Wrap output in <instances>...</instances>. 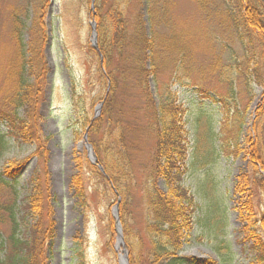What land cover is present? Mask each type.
<instances>
[{
  "label": "rangeland",
  "instance_id": "obj_1",
  "mask_svg": "<svg viewBox=\"0 0 264 264\" xmlns=\"http://www.w3.org/2000/svg\"><path fill=\"white\" fill-rule=\"evenodd\" d=\"M133 1V18L142 16L148 38L155 41V72L149 77L155 103L170 95L184 111L186 173L176 178L171 170L167 179L151 170L156 134L141 117L143 103L132 96L136 84L131 75L117 83L112 122L108 125L106 117L98 133L89 130L84 141L87 129L75 113L93 123L102 119L105 103L96 117L97 107L110 83L92 49L90 24L96 20L90 0H0V104H8L13 95L9 67L20 52V24L33 29V56L42 44L33 20L41 30L44 22L48 42L42 49L49 68L39 109L38 130L48 139L44 158L36 159L35 146L9 136L0 145V172L9 182L0 186V232H12L10 210L22 212L30 183L38 180L45 191V217L50 209L53 224L54 240L45 249L48 264H121L123 251L128 264H154L148 194L160 192L181 206L187 203L186 192L197 204L193 230L180 241L169 234L172 251L197 261L185 264H264V186L258 185L264 170L255 171L251 156L258 150L264 154V30L233 23L238 11L249 12L243 1L254 7L245 25L264 21V0H154V11L148 9L154 1ZM23 41L30 44V32L24 30ZM237 122L242 128L238 142L231 137ZM223 125L231 132L228 137ZM0 132L8 134L4 125ZM225 139L231 140L229 148ZM87 144L96 162L89 158ZM110 159L116 185L97 172ZM243 174L249 175L250 187L244 184L241 190ZM80 184L85 199L79 198ZM115 213L124 241L119 249Z\"/></svg>",
  "mask_w": 264,
  "mask_h": 264
},
{
  "label": "trees",
  "instance_id": "obj_2",
  "mask_svg": "<svg viewBox=\"0 0 264 264\" xmlns=\"http://www.w3.org/2000/svg\"><path fill=\"white\" fill-rule=\"evenodd\" d=\"M85 1L89 2V0ZM152 1L154 0H148L149 3ZM156 2L154 1L151 4L153 7L149 5L148 9L154 11V4ZM243 5L244 10L247 9L249 11L248 14H246V11L245 14L242 11L240 13L238 9V13L236 11L237 15L231 12V14L235 15L233 16V23L244 24L245 27L248 26V28L262 33L264 25L261 23L264 21L260 19V23L253 24L248 22L247 24L249 25H245V18L251 16V11L254 7L245 1H243ZM130 6L134 7L137 4L133 0H95L94 12L92 11L91 15L97 23L98 46L92 49L100 60L103 59L104 72L100 71V73L102 72L110 82L108 83L109 94L105 100L103 108V112L105 113L102 119L91 124V121L85 114L80 120V112L75 113V118L78 119L77 123L85 129L90 126V131L93 135L98 133L102 120L104 122L106 117H108L107 124L109 125L112 122V119L110 120L112 116L111 102L116 101L118 89L120 88V85H118L119 81L124 82L123 77L129 78L131 75V81L134 82V86L136 84V93L132 96H135L141 104L143 103L141 117L147 119L149 125L152 126L151 129L156 134V146L153 150L151 170L156 176H164L167 179L172 170V174L175 172V177L177 178L186 173L185 169H182L185 167L188 145V133L183 123L184 111L177 102H172L173 99L170 95L166 96L165 101L162 100L159 105L155 103L149 87V77L155 72V41L154 38H148L145 23L142 22V16L139 15L135 19L133 18ZM34 25H37L40 30L39 37L41 41H39V44L42 43L45 46L48 42V37L46 36L44 22L42 23L43 30H41L38 20H33L32 27ZM24 30L27 33L30 32V44H26L23 41ZM18 33L19 35L22 33V43L20 42L19 46L20 52H18L13 66L9 67L14 83L13 95L9 102H7L8 104L6 102L0 104V126L4 125L8 130L7 135H3L0 132V145L4 143L6 137H12L21 144L35 146L36 151L33 155L36 159L41 160L46 153L44 149L46 148L48 139L44 138L38 130L41 123L39 109L45 87L47 86L49 68L42 44H40V48H37L35 54L32 56L33 29L30 27L26 28L22 23L19 26ZM149 66L151 69H148ZM128 70L131 71L128 72ZM12 73H14L15 77L12 76ZM75 89L72 90V100H75L77 95ZM236 119L240 120V117L236 116ZM116 122L119 123L117 120ZM223 126L221 131L228 137L231 132H228V127ZM123 128L125 127L120 126V129ZM241 131V124L237 122L236 130L233 131L234 134H231V137L237 142ZM230 142L231 140L225 139V148L230 147ZM118 146L119 149L121 148V152H123L122 158H124L126 152L124 150V142L121 143L120 137L118 139ZM251 156L252 160H254L253 166L255 167V171H258V167L264 170V154L258 150L257 156L253 154ZM113 165V159L107 160L102 164L106 176L98 168L97 172H99L100 177L107 178L113 185H116ZM4 177L5 174L0 172V186H9V182H6ZM247 179L248 182L246 181ZM239 182L243 185L241 190L244 189V184L249 188V175H241ZM82 185L80 184L79 198L81 195H84L83 199H85L87 196ZM258 185L264 186V179L261 177L258 180ZM30 188V195L25 199V208L23 210L20 209L23 213L17 214L16 210H10V217L13 222L12 232L7 236L0 232V239L3 238L0 242V249L3 253V258H0V264H48L49 262L48 251L45 249L48 243L54 240L53 224L49 223L50 209H47L45 217L46 197L45 191L40 186L39 181H31ZM183 195L182 197L183 199L186 198L187 203L180 201L182 203L181 206H176L171 198L160 192H156V194L153 192L150 198L148 194V199L151 201L150 210L152 211V223L149 226V230L154 241L152 250L154 264L197 262L193 259L179 257L175 250L172 251L169 248L171 241L169 238L170 233H174L180 241L181 238H186L193 230V213L197 209V204L196 202L194 204L193 197L187 198L186 192H183ZM16 205L14 209H19V206ZM30 219H33L34 222H30ZM176 247L174 246V249ZM262 261L264 262V256L260 262Z\"/></svg>",
  "mask_w": 264,
  "mask_h": 264
},
{
  "label": "water",
  "instance_id": "obj_3",
  "mask_svg": "<svg viewBox=\"0 0 264 264\" xmlns=\"http://www.w3.org/2000/svg\"><path fill=\"white\" fill-rule=\"evenodd\" d=\"M94 2L95 0H92V9L94 8ZM91 29H92V35H91V44L96 48L97 47V33H96V25L95 22L91 23ZM104 102H102L98 107H97V113H96V117L98 116L102 106H103ZM88 131L89 128L86 131V134L84 136V141L87 142V137H88ZM87 150L89 153V158L93 161L96 162V158L95 155L93 154L92 151V147L90 145L87 144ZM100 170L102 172H104L103 168L101 166H99ZM117 194V193H116ZM118 195V194H117ZM120 203V199L118 200V205ZM117 210V207L115 208V212ZM116 214V220H117V232H118V244H117V248L119 249L120 246H124V241H123V235H122V229H121V225H120V221L119 218L117 217V213ZM120 260H121V264H128L127 263V254L125 251L122 252V255L120 256Z\"/></svg>",
  "mask_w": 264,
  "mask_h": 264
}]
</instances>
